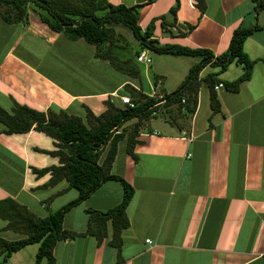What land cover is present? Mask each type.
<instances>
[{"label":"crops","instance_id":"0c3cea01","mask_svg":"<svg viewBox=\"0 0 264 264\" xmlns=\"http://www.w3.org/2000/svg\"><path fill=\"white\" fill-rule=\"evenodd\" d=\"M107 1L141 5L139 25L145 30L153 23V37L160 43L208 49L214 57L227 50L235 29L253 28L242 45L252 71L237 90H231L224 84L238 78L242 66L232 62L220 71L208 63L197 78L194 112L179 116L165 108L166 114L154 117V122L143 119L134 133L132 154L127 151V136L135 126L127 124L132 119L125 122L110 169L133 188L120 247L112 242L111 219L106 220L101 239L85 233L98 226L92 223L90 228V212H105L121 201L122 184L112 179L64 215L63 228L79 235L56 241L54 264H264V1L202 0L200 9L199 0H179L174 18L169 10L176 0ZM30 8L26 25L0 19V39L13 35L0 55L1 107L11 111L20 104L44 111L52 106L82 114L84 105L99 115L107 109L108 97L120 105L113 94L127 89V84L146 91L142 82L130 80H140V69L138 77L116 69L96 55L95 45L52 30ZM113 26L120 34L117 28L122 26ZM20 45L23 50L17 51ZM141 51L138 48L131 58L136 61V52ZM173 56L187 64L185 77L200 60ZM153 67L155 79L146 67L144 76L167 91L162 86L165 72L157 69L156 60ZM111 73L123 76L109 85ZM211 74L219 77L213 84L217 109L205 80ZM100 83L105 87L95 89ZM218 83L223 87L214 90ZM5 129L0 121V201L11 198L42 218L77 197L66 179L49 184L51 173L36 171L59 165L57 156L43 152L56 150V139L34 129L11 134ZM8 222L0 215V237L22 238L24 234ZM37 248V243L28 244L3 264H33ZM40 264H47L46 259Z\"/></svg>","mask_w":264,"mask_h":264},{"label":"trees","instance_id":"16d2710c","mask_svg":"<svg viewBox=\"0 0 264 264\" xmlns=\"http://www.w3.org/2000/svg\"><path fill=\"white\" fill-rule=\"evenodd\" d=\"M260 1L263 2V0ZM260 5L263 4L260 3ZM178 6L179 0H176L169 10L173 18ZM197 6L203 9L204 2L199 0ZM30 7L38 11L41 20L52 30L62 32L71 39L84 38L88 43L95 45L98 57L108 59L116 69L134 77L139 76V68L135 65L137 62L132 58L123 60L114 55L115 41L122 35L115 32L113 25L128 27L143 49L157 54L197 56L200 60L190 68L185 79L174 90L167 92L161 88L164 97L162 103L147 96L142 89L137 90L127 84L126 90L132 96L134 106L121 102L119 105L108 97L104 100L107 109L99 115H95L84 105H82V114L69 113L68 109H53L52 106L44 111L20 104H15L11 111L0 106V121L6 126L5 133H22L34 129L57 140L56 150H43V152L57 156L59 165L36 169V171L39 174L50 172L49 184L66 179L67 187L75 188L78 192L77 197L42 218L11 198L1 200L0 215L9 220L7 226L22 232L24 236L17 240L0 237V264L5 263L11 253L32 243L38 244L33 264H40L42 259H46L47 264H54L52 250L56 241L79 235L77 232L63 228L64 215L72 207L87 199L103 182L112 179L122 184V199L105 212H90V228H93L95 223H98V226L94 230L88 229L85 233L90 231L101 239L106 234L105 222L111 219L112 242L119 248L121 230L128 226L125 209L133 195L130 184L121 176L110 172L116 155L117 142L125 135L122 129L123 124L131 119H137L132 126H135L132 133L127 136V151L132 154L135 143L134 133L143 119L154 118L165 108H170L179 116L182 113L187 115L194 112L199 85L197 78L208 63H212L220 71L225 70L232 62L242 66V74L224 84L231 90H237L241 82L250 78L252 71V61L244 53L242 45L253 28L235 29L227 50L214 57L208 49L160 43L153 37V23L145 30L140 27L141 5H113L107 0H0V19L8 24L26 25ZM136 54L138 55L139 52ZM214 75L216 74L207 76L205 80L212 92V107L217 109L218 100L213 92V84L217 78ZM152 78L155 79V75ZM154 111L156 114H152Z\"/></svg>","mask_w":264,"mask_h":264},{"label":"rangeland","instance_id":"374dc122","mask_svg":"<svg viewBox=\"0 0 264 264\" xmlns=\"http://www.w3.org/2000/svg\"><path fill=\"white\" fill-rule=\"evenodd\" d=\"M29 9H31V8H29ZM29 9H28V11H29ZM35 13H37V10H35ZM121 26H122L121 29L120 28H117V29L120 30V32H121L120 34L122 35V37H119L115 41L116 46H114V55H116L120 59L124 60V59L131 58L134 55V52L138 48H139V50H142L143 48H141L140 43L133 36L130 29L124 25H121ZM12 39H13V35H10L8 37H5V36L1 37V39H0V55H2V53L10 45V43L12 42ZM21 50H23V48L20 45V47H18L17 51H21ZM144 51H145V49H144ZM147 55L151 59L150 63L145 65L142 63L139 64V62L138 63L134 62L135 65L138 66V68L140 69V72H141L140 80H139V78H130V80H132L135 83H138L139 81L142 82L144 89H146V90L149 89V86L147 84L148 80L151 82L152 85H154V82H152L149 77L146 78L144 76V68L143 67H146L149 70L150 77H151L153 75V72H156V69L153 67V63L155 60L157 63H159V68H157V69H159V71L165 72V74H166L167 80L165 81V84H162V86L164 85L165 86L164 89H166L167 91H171V89H172V87H174V85H176L177 83L180 84L185 79V76H182V74L187 72L188 66L184 61L175 60L174 59L175 57L171 54H157V53L149 51V50H148ZM195 60L197 61L198 58H196ZM198 62L199 61H197L196 63H198ZM109 70H111V69H109ZM110 72H112V71H110ZM119 76H123V75H121L120 73L109 74L108 75L109 85H111L114 82V80L119 79L120 78ZM214 77L219 78L218 75H214ZM106 84H107V82H106ZM202 86L204 88H207L204 81H202ZM97 87H105V86H102L101 83L95 84L94 88L97 89ZM123 94H128L126 89H123L118 93V95H123ZM161 113L166 114L164 109H162ZM154 120H155V118H153L152 122H154ZM134 123H135V121H134V119H132L131 122H128L127 124H128V126L132 127L134 125Z\"/></svg>","mask_w":264,"mask_h":264},{"label":"built area","instance_id":"2783aa9c","mask_svg":"<svg viewBox=\"0 0 264 264\" xmlns=\"http://www.w3.org/2000/svg\"><path fill=\"white\" fill-rule=\"evenodd\" d=\"M264 1V0H263ZM136 61L142 64H148L151 62L150 57L147 55L145 51H141L137 56H136ZM149 89L146 91H143L147 96L152 97L156 100H159V103L164 102V97L161 92V87L159 84H154L152 85L149 83ZM137 90H141V88L133 86ZM223 87L222 83H218L214 86V90H218ZM114 97H118L119 100L121 101L122 104H127L129 106H134V102L132 100V96L129 94H123V95H116V93L113 94ZM158 113V111H157ZM152 114H156V111L152 112ZM148 241V240H147Z\"/></svg>","mask_w":264,"mask_h":264}]
</instances>
